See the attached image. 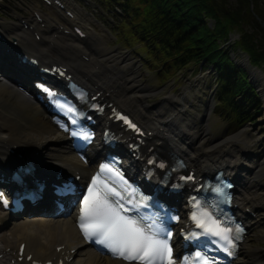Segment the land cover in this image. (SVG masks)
Here are the masks:
<instances>
[{"label":"bare ground","instance_id":"bare-ground-1","mask_svg":"<svg viewBox=\"0 0 264 264\" xmlns=\"http://www.w3.org/2000/svg\"><path fill=\"white\" fill-rule=\"evenodd\" d=\"M77 13L79 14V11ZM41 20V23H45L44 29L40 28L36 20H30L26 23V31L12 23L8 25L0 23V31L6 35L9 43L5 47L13 49L10 41L14 38L18 43L16 49L36 56L42 64H59L66 67L74 79L89 90L91 96L99 93L98 101L102 100L111 104V108L130 114L147 133L140 144L141 153L146 154L151 149H158L177 155L185 160L188 170L194 172L197 178L220 169L224 170L228 176L238 179L234 200L236 212L245 220L249 232L257 231L260 211L264 207V196L256 195L260 185L254 184L253 181L261 179L263 162L259 159L254 163L255 165L253 163L243 165L247 159L244 158L246 161H243L241 150L231 146L244 137L246 132L217 140L211 138L208 148L214 150V155L207 153L202 155L201 141L210 137V131L207 126L209 132L205 127L197 129L194 125H190L187 114L191 105L185 98L188 88L182 89L180 99L178 95L168 93L167 100L158 103L161 106L154 104L151 107L146 105L142 107L140 98L135 97L134 92L142 91L145 94L143 99H145L150 97L148 94L153 95L155 89L136 82L139 76L137 67H132V77L130 75L121 80L119 76L123 75V71L113 68V64L128 56L102 47L101 39L93 33H88L83 43L78 42L80 40L74 35L73 30L71 29L72 34L68 31L73 24L68 20L64 19L68 28L58 23L57 18L52 15H43ZM6 30L9 32L7 33ZM35 31L41 35L40 41H36L35 37L31 38L30 35ZM59 34L61 36L66 34L67 39L58 37ZM105 52L107 54H100ZM22 70L14 66L9 56L0 54V173L6 165L14 161L9 151L16 150L18 152L16 156L20 159L35 161L37 167L35 178L37 176L49 179L53 172L60 171L61 176H78V183H80L94 170L93 158L95 154H98L99 149L95 151L91 149L86 162H82L71 152L66 135L60 133L56 125L51 122L48 111L36 100L31 99L29 94L26 95L29 84L27 73ZM257 83L264 103V82L257 80ZM129 85L131 89L127 90L126 87ZM167 101H171L172 104L167 105ZM178 101L180 104L177 110L175 103ZM106 111L104 117L99 119L100 126L109 124L112 128L115 126L118 128V125L110 123L109 109L107 108ZM204 113L205 118L210 114V108L206 106ZM201 120L203 121V118ZM117 133L121 134V140L131 138L121 129L117 130ZM212 144L214 147L210 148ZM145 162L141 158L136 160V163L131 165L133 171L138 164L144 165ZM245 170L250 171L245 172ZM179 203L181 214L185 206L182 202ZM40 208L41 210L33 215L22 214L9 219L7 212L0 207V264H11V262L13 264H45L47 262L52 264H125L97 255L81 241L75 229V215L72 209L58 214L55 207L47 202ZM45 210L48 214L43 213ZM22 245L24 249L20 252ZM235 262L236 264H264V252L247 247L244 241Z\"/></svg>","mask_w":264,"mask_h":264},{"label":"rangeland","instance_id":"rangeland-1","mask_svg":"<svg viewBox=\"0 0 264 264\" xmlns=\"http://www.w3.org/2000/svg\"><path fill=\"white\" fill-rule=\"evenodd\" d=\"M50 1L52 2L53 0ZM62 1L65 4L64 10L58 9L53 4L48 6L40 0H0V23L7 25L12 23L17 25L19 28H23L24 22L29 23L30 20H35V14L40 17H43V15H52L57 18L58 23L64 25L65 27L67 26L65 25L64 19L73 23V27L78 26L81 28L86 35L88 33L95 34L101 39L103 45L102 47L118 54L128 56V58H124L120 62L113 64V68L115 67L118 70L121 69L123 71L122 76L117 75V77H120V80L122 78L126 79L127 77H130V75L132 77L133 75L131 69L135 66V68L137 67L139 69V76L138 79H136V82H140L138 84L142 83L143 85L155 89L153 94L154 96L152 94H148L151 98L147 97L145 99H143L145 94H143L142 91L138 90L134 92V96L140 98L143 103L140 104L142 107H144V105L147 107H151L154 104L160 105L158 104L159 102H165L167 100L166 95L168 93L178 95L180 99L182 89L188 88L186 90L185 98L191 105V108H188L189 110L187 114V119L190 122V125H194L197 129L205 127L207 131L208 129L210 131V137L201 141V144L203 145L202 155H204V153L205 155L206 153L212 156L214 155V150H209L208 148L211 138L217 140L219 138L234 136L239 132H246L244 137H241L237 143H234L231 146H234L232 147L234 149L237 148L236 150H241L243 161H246L247 159V162H244L243 165H249L250 163L254 164L258 162L259 159L263 162V174L261 179H255L253 182L256 185H260L256 195L264 196V103L257 83V80H262L264 82V69L262 67H251L248 61V55H246L241 49L230 52L236 65L242 66L246 70L249 81L256 89L257 96L261 104L260 111L255 117L256 123L253 125L247 123L237 131H234L229 118L226 116L227 113L218 106L217 99L215 97L217 79L211 66L209 67L206 63L201 65L192 63L180 69L170 68L167 64H164L162 60L159 61V59H155L152 55H150L148 49L144 47L143 44H140L137 41H127L124 39L121 33L124 28H122L119 24V17L113 13L112 8L105 6L100 0ZM260 8L264 11V1L260 3ZM250 10L253 11L252 2H250ZM65 11H70L73 14V19L67 17L65 15ZM77 11H79V14ZM212 23L213 22H210L209 24ZM39 24L40 28L44 29L45 23L39 22ZM24 30L26 31V29ZM243 30L248 34L254 33L253 28L250 26L243 27ZM68 31L71 33V28H69ZM6 32L8 33L9 31L6 30ZM30 36L33 38V33ZM57 36L67 39L66 34L63 36L59 34ZM229 36L234 38L231 41V43H233L236 39L239 40L241 34L238 33V31H232ZM41 38V35L38 34V39ZM257 38L258 45L262 46L263 44L264 46L262 36L258 35ZM78 42L83 43L84 40L82 39ZM222 48L227 50V46ZM100 54L107 53L105 52ZM85 62H87L86 59ZM132 83H134L133 80ZM126 89L130 90V85L127 86ZM166 104H172V102L167 101ZM179 104V101L175 103V109L178 110L177 106ZM206 106L210 108V114L204 118V110ZM202 118L203 121L201 120ZM201 122H203V124H201ZM245 142H247V144ZM213 147L214 146L212 144L210 148ZM238 147L240 149H238ZM247 171L249 172L250 170H245V172ZM260 214V222L257 227L258 232H252L253 234L248 232L246 236V243L247 247H251L255 251L259 250V252H264V207L261 209ZM11 264H13V262H11Z\"/></svg>","mask_w":264,"mask_h":264},{"label":"trees","instance_id":"trees-1","mask_svg":"<svg viewBox=\"0 0 264 264\" xmlns=\"http://www.w3.org/2000/svg\"><path fill=\"white\" fill-rule=\"evenodd\" d=\"M100 1L119 17L124 39L143 44L150 55L168 67L180 69L192 63L211 66L217 79L218 106L227 113L234 131L256 123L261 105L257 92L230 52L241 49L251 67L264 69V46L257 40L258 35L264 40V29L255 18L264 22L260 8L264 0ZM209 21H213L212 28ZM247 26L253 28V34L243 30ZM232 31L241 37L230 43ZM225 46L227 50L222 48Z\"/></svg>","mask_w":264,"mask_h":264},{"label":"snow or ice","instance_id":"snow-or-ice-1","mask_svg":"<svg viewBox=\"0 0 264 264\" xmlns=\"http://www.w3.org/2000/svg\"><path fill=\"white\" fill-rule=\"evenodd\" d=\"M60 107L69 114H74L76 111L70 105H60ZM118 118L124 119L130 127H135L126 118ZM72 123H76L74 118ZM79 134L77 131L71 132L73 136ZM84 138L90 139V136L84 134ZM105 173L116 177L115 186L106 182L103 178ZM111 176L108 179H111ZM181 179L185 178L181 177ZM226 187L230 185L217 186L215 191L226 196L224 192ZM134 192L135 190L130 189L118 170L109 164H102L99 173L92 178L87 193L80 202L78 227L83 236L85 239L94 240L114 257L128 261L129 264L133 262L135 264H178L169 243L171 232L158 223V216L140 211L145 207L146 198L135 197ZM196 208L199 211L194 212L191 219L201 231L190 233L186 238L195 239L201 235L215 238L211 239V243L216 244L218 250L231 256L232 249L235 248L234 239H239L238 234L243 229L238 225L234 229L231 226H225V222L214 218L209 211L201 208L198 202ZM130 212L135 215H129ZM180 264H220V262L217 258L209 257L206 251H197L192 257H183Z\"/></svg>","mask_w":264,"mask_h":264},{"label":"water","instance_id":"water-1","mask_svg":"<svg viewBox=\"0 0 264 264\" xmlns=\"http://www.w3.org/2000/svg\"><path fill=\"white\" fill-rule=\"evenodd\" d=\"M255 18L260 23L261 27L264 29V22L260 18H258L257 16H255Z\"/></svg>","mask_w":264,"mask_h":264}]
</instances>
